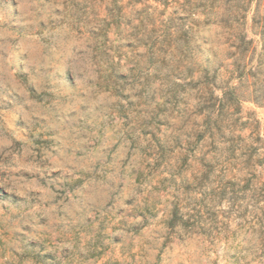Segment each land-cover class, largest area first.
<instances>
[{"label":"rangeland","instance_id":"1","mask_svg":"<svg viewBox=\"0 0 264 264\" xmlns=\"http://www.w3.org/2000/svg\"><path fill=\"white\" fill-rule=\"evenodd\" d=\"M258 62L264 139V0H0V264H263L264 173L197 178L210 94Z\"/></svg>","mask_w":264,"mask_h":264},{"label":"trees","instance_id":"2","mask_svg":"<svg viewBox=\"0 0 264 264\" xmlns=\"http://www.w3.org/2000/svg\"><path fill=\"white\" fill-rule=\"evenodd\" d=\"M233 37L236 41L235 46L237 49H241V51L247 50L251 41L246 39L244 31L237 32ZM258 72L259 62L249 67L248 70H245V65L236 63L234 74H236L235 77L238 79V85L226 88L221 92L220 97H214L212 93L210 94V99L213 101L210 105L212 112L210 118L208 117V121L212 122L213 126L211 129L203 128L200 131V136L203 137L206 133V136L211 139L210 145L213 154L207 159L205 158V153L198 160L200 170L197 178L200 188H207L203 182L207 179L210 171L213 169V165L217 163L219 158L222 157L225 163L230 164L231 167L234 168V163L238 158L236 157L237 151H240L239 156H243L245 163L248 165L247 170L249 173L254 174V172H257L259 175L264 173V139L260 136L259 120L253 112L242 114L240 108V101L242 98H240V94L237 92L243 80L247 79V77L256 78ZM261 87H264V84H262ZM247 97L254 102H264V89L258 95L254 94L252 96V94H249ZM223 122H225V124H223ZM244 127H250L251 130L241 139V147H237L233 142L228 146H223L221 144L222 141L226 142L233 140L234 137L240 140L241 132ZM182 161L186 176L190 168L189 156L185 154ZM189 173L191 174V172ZM194 178L196 179V177ZM190 185L191 183L185 178L184 187L186 192L190 189ZM188 205L189 202L185 204V207L187 208ZM184 217L183 226L186 230H190L194 227V223L193 220H191L192 216L188 208L185 210ZM254 253V257L264 264V233L261 235L259 244Z\"/></svg>","mask_w":264,"mask_h":264}]
</instances>
